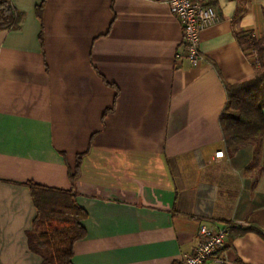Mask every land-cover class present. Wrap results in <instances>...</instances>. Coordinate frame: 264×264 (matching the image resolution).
Returning <instances> with one entry per match:
<instances>
[{
	"label": "crops",
	"instance_id": "crops-1",
	"mask_svg": "<svg viewBox=\"0 0 264 264\" xmlns=\"http://www.w3.org/2000/svg\"><path fill=\"white\" fill-rule=\"evenodd\" d=\"M4 1L20 23L0 30V264L41 262L28 184L86 212L72 264H183L202 226L228 222L242 228L206 264H264V136L229 155L220 125L225 87L261 71L244 48L264 0H200L218 20L197 67L175 59L159 0Z\"/></svg>",
	"mask_w": 264,
	"mask_h": 264
},
{
	"label": "trees",
	"instance_id": "trees-1",
	"mask_svg": "<svg viewBox=\"0 0 264 264\" xmlns=\"http://www.w3.org/2000/svg\"><path fill=\"white\" fill-rule=\"evenodd\" d=\"M40 13L39 8L37 14ZM19 23L20 15L0 0V30L17 29ZM245 43V50L256 52L261 71L249 81L225 87L227 102L220 125L229 155L242 146L258 143L264 136V37ZM80 159L78 156L73 172L69 173L71 185L78 175ZM28 185L36 210L31 230L27 232L29 251L40 258V264H72L73 247L85 237L82 222L87 217L77 203L76 194L72 190Z\"/></svg>",
	"mask_w": 264,
	"mask_h": 264
},
{
	"label": "built area",
	"instance_id": "built-area-1",
	"mask_svg": "<svg viewBox=\"0 0 264 264\" xmlns=\"http://www.w3.org/2000/svg\"><path fill=\"white\" fill-rule=\"evenodd\" d=\"M165 4L170 14L177 20L182 31L181 48L175 54L177 61L185 60L192 67H197L201 60L199 49L200 35L218 19L215 10L200 0H159ZM256 52L253 56L256 59ZM222 152L216 153L221 158ZM231 228H242L239 222H230L222 227L202 226L198 232V242L193 253L184 259L183 264H206L217 251L224 248Z\"/></svg>",
	"mask_w": 264,
	"mask_h": 264
}]
</instances>
